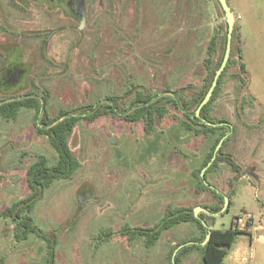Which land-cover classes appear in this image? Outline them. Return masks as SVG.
<instances>
[{
    "label": "rangeland",
    "instance_id": "obj_1",
    "mask_svg": "<svg viewBox=\"0 0 264 264\" xmlns=\"http://www.w3.org/2000/svg\"><path fill=\"white\" fill-rule=\"evenodd\" d=\"M246 1L232 10L253 36L242 45L234 23L230 55L242 54L248 83L242 86L233 76L238 66L231 67L212 110L216 121L227 120L233 128L223 154L241 172L220 162L208 174L207 181L220 193L226 189L223 194L230 193L231 200L226 212L206 220L211 228L226 230L235 217L252 213L253 228L240 231L232 250L244 236L245 264H264V0ZM19 10L11 12L10 49L18 51L25 79L15 93L0 91V101L29 93L44 96L47 117L53 118L60 111L84 113L108 97L122 113L132 107L137 92H169L157 102L166 114L156 115L149 134L143 121L110 115L80 120L72 130L68 143L81 166L71 178L55 180L31 213L46 235L56 234L55 264H171L177 244L200 240L195 224L164 231L149 249L143 237L129 240L125 233L153 226L170 205H218L210 191L195 192L192 173L203 166L220 131L196 134L194 129L202 128L169 102L173 95L183 109L192 110L206 82L204 61L212 39V69L219 59L225 28L217 4L87 0V22L80 30L55 9L40 11L35 4ZM38 156L52 164L57 160L47 136L37 132L34 109L22 108L15 120L0 119V212L28 195L26 170ZM174 184L180 188L169 190ZM13 225L0 217V264H45V243L35 236L16 242ZM257 227L261 230L253 232ZM106 230L110 235L99 238ZM179 264H202L200 250L187 251Z\"/></svg>",
    "mask_w": 264,
    "mask_h": 264
},
{
    "label": "trees",
    "instance_id": "obj_2",
    "mask_svg": "<svg viewBox=\"0 0 264 264\" xmlns=\"http://www.w3.org/2000/svg\"><path fill=\"white\" fill-rule=\"evenodd\" d=\"M217 6L222 13L218 4ZM224 28L225 35L222 39L221 53L214 69H212V58L216 51V39H212L208 45V57L204 61L205 68L207 70L206 82L198 97L193 101L192 110L189 111V109H183V104H181L179 100L173 95H171L169 98V102L175 105L176 108L180 110L188 120H194L196 124L202 128V130L194 129L196 134H204L208 136L214 135L220 131V134L213 143L211 150L203 163V166L192 173L193 177L197 180L195 192L201 193L202 191L207 190L218 199V205L215 204L212 206H203V208L207 209L210 214H218L220 212L223 199L220 194L210 190L202 183L200 172L211 161L214 150L220 140H223L221 149L217 152L215 160L205 171L203 178L207 181L208 174L216 171L220 162H225L236 174L241 172V167L232 159L224 156L223 154V149L227 146L229 140L232 137L233 128L228 127L230 124L227 120H215V118L212 116L213 104L222 93L223 79L231 67L238 66L239 73L233 76L240 81L242 86H246L248 83L246 65L244 62H240V60L243 59L242 54H239L237 59H234L230 55L229 61L218 80V84L214 89L210 100L205 106L201 108L198 115L196 114V109L207 93L214 73L218 69L223 57L225 36L227 31L225 23ZM167 93H169L167 90L162 94L157 95H143L141 92H137L132 107L123 111L122 113L119 112L114 99L112 97H108L105 100L98 101L97 103L90 105L88 111L84 113H78L76 111H60L59 114L53 118L47 117V99L44 96H41L38 99L36 97H29V94L24 96V98L15 97L0 101V119L15 120L18 112L22 108L34 109L37 132L47 136L51 147L57 153V160L53 164L50 163L45 156L37 157V159L26 170V181L29 189L28 195L25 198L12 203L10 206H7L3 211L0 212L1 218H9L13 221L14 240L16 242H23L28 240L30 236H35L41 239L45 243V264H55L56 234L54 233L52 237L46 235L35 224L31 217V213L33 212L38 200L44 195L45 191L51 187L55 180L71 178L81 166L78 159L73 155L68 143V138L72 130L80 120L93 122L100 116L110 115L113 117L124 118L129 122L143 121L144 130L147 134H149L154 128L156 115L163 117L166 114V108L158 107L157 102ZM204 121H208L209 123L216 126H207ZM225 195L228 197L230 202L231 194L226 193ZM211 217V215L207 214H200L195 217L193 215V208L167 206L162 217L153 226L147 228H137L135 231L126 230L125 234L128 236L129 240H133L136 238V236L143 237L144 247L149 249L157 243L164 231L169 230L181 223H193L199 228L201 232L200 240L196 242L189 240L177 244V246L171 252L170 260L172 259L174 250L178 246L184 245L180 250L177 251L174 258V264H179L180 256L194 248L200 250L202 264H223L225 256L233 247L240 232L234 231L231 228L226 230L211 228L207 224L206 220L207 218ZM204 224L208 226V229L204 227ZM208 231H210V238L203 247H200L199 244L203 242ZM110 233V230L101 231L98 234V237H108ZM189 242L192 244L186 245V243Z\"/></svg>",
    "mask_w": 264,
    "mask_h": 264
},
{
    "label": "flooded vegetation",
    "instance_id": "obj_3",
    "mask_svg": "<svg viewBox=\"0 0 264 264\" xmlns=\"http://www.w3.org/2000/svg\"><path fill=\"white\" fill-rule=\"evenodd\" d=\"M39 5L45 9H55L60 12L63 19L72 18L77 22L80 30L87 22L86 6L87 0H0V91L4 93H15L22 86L25 79L26 69L20 65L18 51L10 49V30L12 8L25 12L27 6ZM65 26V25H64ZM65 28L69 29L68 25ZM62 29H56L61 31ZM55 33L51 34L52 37ZM30 94V93H29ZM137 94V93H136ZM31 95V94H30ZM150 95V94H147ZM26 96V95H25ZM21 97L11 96L4 100ZM41 97V96H40ZM39 97V98H40ZM38 98V97H36ZM38 98V99H39ZM2 101V100H1Z\"/></svg>",
    "mask_w": 264,
    "mask_h": 264
},
{
    "label": "water",
    "instance_id": "obj_4",
    "mask_svg": "<svg viewBox=\"0 0 264 264\" xmlns=\"http://www.w3.org/2000/svg\"><path fill=\"white\" fill-rule=\"evenodd\" d=\"M220 7L222 13H223V21L224 23L226 24V27H227V31H226V36H225V48H224V53H223V57H222V60H221V63L218 67V69L215 71L214 73V76H213V79H212V82L210 84V87L207 91V93L205 94L203 100L201 101V103L199 104L198 108L196 109V114L198 115V113L200 112L201 108L203 106H205L208 101L210 100L213 92H214V89L216 88L217 84H218V80L221 76V74L223 73L228 61H229V58H230V53H231V45H232V33H233V28H234V15L227 3L226 0H214ZM204 123L207 125V126H210V127H214L216 125L214 124H211L209 123L208 121H204ZM228 127H231L230 125H228ZM222 141L223 140H220L219 143L217 144L215 150H214V153H213V156L211 158V161L207 164V166L205 168H203L200 172V177L202 178V183L208 187L210 190L212 191H215L217 192L218 194H220L222 196V199H223V204H222V208L220 210V213H224L227 208H228V205H229V199L228 197L223 194V193H220L218 190H216V188L214 186H212L211 184H209L204 178H203V175L205 173V171L207 170V168L211 165V163L215 160V157L217 155V152L221 149V146H222ZM84 201H80L79 202V207H81L82 203ZM200 213H204V214H207V215H211L212 217L218 215V214H210L209 211L203 207H196L193 209V215L195 217H197L198 215H200ZM204 227L206 229H208V226L206 224H204ZM210 238V231H208L207 235L205 236L204 240L202 243L199 244L200 247H203L209 240ZM189 244H192L191 242H189L187 245ZM184 245H180L178 246L174 252H173V255H172V259H171V264H174V258H175V255L177 253L178 250H180Z\"/></svg>",
    "mask_w": 264,
    "mask_h": 264
},
{
    "label": "crops",
    "instance_id": "obj_5",
    "mask_svg": "<svg viewBox=\"0 0 264 264\" xmlns=\"http://www.w3.org/2000/svg\"><path fill=\"white\" fill-rule=\"evenodd\" d=\"M233 15H234V19H235V24L237 26V31L240 35V38H241V42H242V45H244V43L246 42V40H249L251 39V37L253 36L252 34V31H251V28L250 26L242 19L241 15L238 14L237 16H235L233 10H232V5L238 7V5L240 6H243L245 5V2H247L246 0H226ZM231 1V2H230ZM233 3V4H232ZM248 4V2H247ZM251 6V5H250ZM239 17V18H238ZM237 19V21H236ZM190 181V179H189ZM173 189V190H178L180 188V186H178L177 184H174L172 185L170 189ZM195 190V189H194ZM224 191H226V189L222 190V193H224ZM172 206V205H170ZM174 206V205H173ZM175 207V206H174ZM261 230V227H257L253 230L254 231H259ZM261 237V236H259ZM244 236H242V239L240 238V240L238 241V245L236 246V248H234L232 250V248L229 250L228 254L225 256L224 260H223V264H245V262L247 261V258H246V255L244 254L243 252V245H244V240H243ZM254 238V235L253 233H251V236H250V239L253 240ZM235 245V243H234ZM233 245V246H234ZM191 251V250H189Z\"/></svg>",
    "mask_w": 264,
    "mask_h": 264
},
{
    "label": "built area",
    "instance_id": "obj_6",
    "mask_svg": "<svg viewBox=\"0 0 264 264\" xmlns=\"http://www.w3.org/2000/svg\"><path fill=\"white\" fill-rule=\"evenodd\" d=\"M239 18V17H238ZM254 226V216L252 213L243 212L240 216L235 217L231 229L240 232L244 229H250Z\"/></svg>",
    "mask_w": 264,
    "mask_h": 264
}]
</instances>
